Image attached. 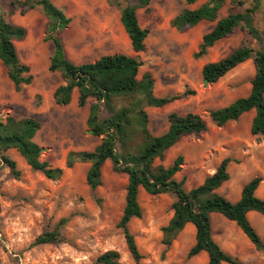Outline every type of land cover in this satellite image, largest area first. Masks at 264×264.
I'll use <instances>...</instances> for the list:
<instances>
[{
  "label": "rangeland",
  "instance_id": "374dc122",
  "mask_svg": "<svg viewBox=\"0 0 264 264\" xmlns=\"http://www.w3.org/2000/svg\"><path fill=\"white\" fill-rule=\"evenodd\" d=\"M12 1L0 0V17L12 24L30 26L28 33L33 36L32 44L37 55L26 59L28 45L24 40L17 41L20 61L30 67L33 76V83L23 86L19 92L0 61V117L5 119L12 115L18 119H37L40 130L35 142L43 148L40 159L53 168L62 169L63 175L59 180H49L42 173L32 171L17 151L6 153L16 163L20 176L15 178L0 163V264H96L97 257L107 251H117L124 264H207L208 257L204 252L188 257L195 243V229L191 225L186 226L166 249L162 244L161 229L173 216L174 197L170 194L151 196L143 190L139 193L143 215L129 223V230L143 257L139 263L134 262L123 232L118 228L125 207L127 176L114 172L110 161H107L102 168V185L92 191L86 183L88 163L78 162L72 168L66 166L68 153L90 152L101 142V138L89 133L86 125L89 106L94 100L79 108L76 92L69 106L55 104L52 93L62 84V79L59 73H50L46 64L53 51L52 43L44 41L48 20L40 9L26 16H21L17 9L9 15ZM51 1L71 19L69 27L60 34L69 60L82 64L105 55L133 56L143 64L139 78L146 72L152 75L156 96L180 97L163 108L147 109L149 128L154 135L168 130L167 116L171 112L180 115L196 113L203 117L207 124L205 132L184 136L165 153L162 162L157 161L169 166L182 156L184 164L175 178L184 180L187 191L201 185L215 171L226 156V149L234 160L232 162L237 164L247 165L253 153H258L254 151L261 144L260 139L250 133L253 111L220 128L209 118L210 111L250 93L255 72L253 61L240 65L216 84L205 85L201 74L205 64L225 58L243 43L259 49L258 42L242 29L216 43L205 56L196 58L194 55L202 37L214 27L215 22L203 21L180 33L171 26V21L187 7L184 1L150 0L147 9L137 11L139 23L149 31V35L144 51L136 54L120 25L117 4L133 5L137 0H117V3L114 0ZM206 1L198 0L189 8H198ZM241 1L245 2L244 7L233 8L231 0H227L219 12V19L231 10L242 12L252 5L251 0ZM253 20L262 31L264 5ZM232 133L234 140L229 136ZM234 181L233 177L220 189V194L230 201L235 200L228 188ZM63 219L67 222L61 227V242L34 244L40 235L53 231ZM249 219L264 242V217L252 214ZM212 231L220 247L242 264H264V250H256L235 223L215 214Z\"/></svg>",
  "mask_w": 264,
  "mask_h": 264
},
{
  "label": "trees",
  "instance_id": "16d2710c",
  "mask_svg": "<svg viewBox=\"0 0 264 264\" xmlns=\"http://www.w3.org/2000/svg\"><path fill=\"white\" fill-rule=\"evenodd\" d=\"M114 1L117 3V0ZM183 1L187 7L171 21V26L178 32H186L203 21L215 22L214 27L202 37L194 55L196 58L205 56L216 43L231 36L237 29H242L252 40L258 42L257 50L248 43H243L225 58L205 64L201 74L205 85L216 84L231 71L252 60L255 72L250 93L225 107L210 111L209 118L220 128L229 122L238 121L245 113L254 110L250 133L255 137L264 136V28L260 31L253 20L254 15L263 7L264 0H251V7L242 12L231 10L221 19L219 12L227 0H207L195 9L189 6L196 4L198 0ZM149 3L150 0H137L133 5L117 4L120 22L136 54L144 51L149 35V31L141 27L137 11L147 9ZM231 3L233 8L245 6V2L241 0H231ZM11 7L9 15H13L17 9L21 16L40 9L48 20L44 41L53 45L48 71L59 73L63 81L53 92L55 104L69 106L74 91L78 93L79 108L85 107L89 100H94L89 106L86 125L89 133L101 138V142L93 151L68 153L66 166L72 168L78 162L88 163L90 167L86 183L92 191L102 185V168L107 161H110L114 172L127 176L125 207L118 228L123 232L127 249L135 263H139L143 257L129 230V223L143 215L139 203L140 190L151 196L170 194L174 197L173 216L161 229L162 244L166 249L171 247L186 226L192 225L195 229V243L189 250V258L204 252L208 257L207 264H242L238 258L225 252L213 237L212 215L219 214L235 223L256 250H264V242L249 219L251 212L264 217V199L256 195L263 181L261 177H254L246 183L240 199L232 202L219 192L230 180L229 166L234 161L230 157L223 158L212 175L189 191L184 188V180L178 181L175 178L184 164L182 156H178L169 166L157 163L162 162L165 153L184 136L197 135L207 130L202 116L196 113L180 115L171 112L167 116L168 130L161 135H154L149 128L147 109L163 108L180 97L156 96L152 75L146 72L139 78L143 65L140 60L125 54H113L102 56L94 62L75 64L67 58L60 37L69 27L71 19L59 7L51 0H13ZM26 34L24 27L0 17V61L17 92L23 86L33 83L31 69L20 61L15 46V42L24 40ZM39 130L40 122L32 117H0V163L10 170L12 176L18 178L20 172L16 163L6 154L9 150H15L32 171L42 173L49 180H59L63 170L53 168L40 159L43 148L35 142ZM66 222L67 219L61 220L53 231L40 235L34 244L61 242V227ZM95 263L124 264L117 251L101 254Z\"/></svg>",
  "mask_w": 264,
  "mask_h": 264
},
{
  "label": "crops",
  "instance_id": "0c3cea01",
  "mask_svg": "<svg viewBox=\"0 0 264 264\" xmlns=\"http://www.w3.org/2000/svg\"><path fill=\"white\" fill-rule=\"evenodd\" d=\"M119 20H120V16H119ZM19 24V23H17ZM16 25V24H15ZM120 25H121V22H120ZM19 26V25H18ZM22 27L26 28L27 30V34H26V38L24 39V44H27L28 45V56H26V59H30L31 57L35 58V56L37 55V52L35 51V47L34 45L32 44L33 42V36L32 35H29V28L30 26L28 27L25 23H22L21 24ZM32 26V25H31ZM122 27V26H121ZM123 29V27H122ZM124 30V29H123ZM127 35V34H126ZM128 37V36H127ZM129 39V38H128ZM26 41V42H25ZM17 43L18 42H15V46H16V51L18 52L17 54H19V59L21 60V56H20V53H19V49L17 47ZM49 62V63H48ZM46 64L48 65L49 67V64H50V58L49 60H47ZM235 70V69H234ZM62 84H63V81H62ZM61 85V84H60ZM29 86V85H28ZM56 89V88H55ZM54 89V90H55ZM54 92V91H53ZM77 91H74L73 92V96H72V101H73V97L75 96ZM78 94V93H77ZM53 95V93H52ZM232 103V102H231ZM230 104V103H229ZM228 104V105H229ZM227 106V105H226ZM225 107V106H224ZM253 111V116H252V119L255 115V111ZM251 112V111H250ZM230 139L234 140V133L230 134L229 135ZM264 136H258V139H260V142L261 144L257 145V150H255L254 152H258V153H253L252 157L250 158L248 164L246 165L245 163H236V162H231L230 163V166H229V173H230V180L228 182H226L222 188L227 185V183H229L231 180H233V177H234V183H232V185H230L228 188H229V192L232 193V195L235 197V200L232 201V202H237L240 197H241V191H242V188L244 187V185L246 183H248L252 178L254 177H261L263 179V181L261 182L259 188L257 189L256 191V195L261 198V199H264ZM226 142H227V139H225ZM224 142V143H226ZM230 142V141H228ZM226 157H230V152H228V150L226 149ZM233 165H235L233 167ZM215 172V171H214ZM213 172V173H214ZM211 173V175L213 174ZM232 173H234V175L232 176ZM233 182V181H232ZM220 188V189H222ZM220 192V190H219ZM252 214H257L255 212H251L249 213V217L250 215ZM215 214L212 215V217L214 216ZM192 226V225H191ZM193 227V226H192ZM194 228V227H193Z\"/></svg>",
  "mask_w": 264,
  "mask_h": 264
},
{
  "label": "bare ground",
  "instance_id": "6f19581e",
  "mask_svg": "<svg viewBox=\"0 0 264 264\" xmlns=\"http://www.w3.org/2000/svg\"><path fill=\"white\" fill-rule=\"evenodd\" d=\"M126 40V39H125Z\"/></svg>",
  "mask_w": 264,
  "mask_h": 264
}]
</instances>
